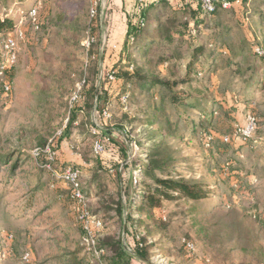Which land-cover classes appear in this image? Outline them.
I'll list each match as a JSON object with an SVG mask.
<instances>
[{
	"label": "rangeland",
	"instance_id": "rangeland-1",
	"mask_svg": "<svg viewBox=\"0 0 264 264\" xmlns=\"http://www.w3.org/2000/svg\"><path fill=\"white\" fill-rule=\"evenodd\" d=\"M117 1L109 0V8L93 18L89 0H0V18L16 26L0 40L16 41L19 30L25 35L16 41L15 63L0 75V264H23L25 254L35 264H55L49 230H63L72 243L82 235L84 241L71 187L61 179L70 168L80 173L86 211L91 214L89 205L100 211L92 215L101 222L103 237L115 236L131 253L144 239L148 264H264V90L250 86L260 85L264 69L252 75L255 59L249 55L250 49L264 51V0H240L214 18L200 12L198 28L192 15L191 24L182 27L185 15L165 5L171 0H161L146 21L144 38L151 41L142 48L140 41L111 47L119 34L118 10L125 12L123 0ZM34 6L38 30L29 18ZM215 22L219 28L210 29ZM161 28L170 30L173 41ZM223 32L234 50L245 41L241 60L230 57ZM195 47L202 51L186 76ZM3 56L0 52V65ZM116 64L134 74L127 78L119 70L113 81L106 80ZM84 79L103 85L94 110L76 116L72 109L80 105ZM159 79L178 84L163 89ZM125 94H131L127 106ZM176 97L181 104L172 103ZM210 112L212 123L205 120ZM250 115L257 122L243 140L236 131ZM96 141L104 147L100 155L93 150ZM95 162L104 167L102 202L89 189ZM163 173L200 184L204 196L164 201L137 215L144 185ZM132 195L136 222L123 233L118 205ZM99 236L100 230L95 245ZM84 247L82 254L90 256ZM132 264L146 263L133 259Z\"/></svg>",
	"mask_w": 264,
	"mask_h": 264
},
{
	"label": "trees",
	"instance_id": "trees-1",
	"mask_svg": "<svg viewBox=\"0 0 264 264\" xmlns=\"http://www.w3.org/2000/svg\"><path fill=\"white\" fill-rule=\"evenodd\" d=\"M161 2L163 1L159 0V1H155L154 3L145 2L141 4L135 2V6L133 7L132 11L126 15V34H125V39H124L122 48L126 47L127 45L133 46L137 44L138 41H140V46H141L139 48H142L143 44L149 43L151 41L150 39L144 38L145 27L147 24L146 21L149 18V15H151L150 13L151 10H155L157 6H160L159 4ZM246 2L247 0H245V4ZM172 4L175 5L176 8L170 7L172 6ZM165 5L169 6L173 11L181 12L182 14L185 15L183 19L184 23L182 24V27L184 28H187L188 25L191 24L189 23L190 15L193 16V20H194V23L192 24H194L195 27L198 28L199 19L197 17L200 12H202L203 17H212V18L224 12L223 10L217 8L214 12L207 13L202 10L201 5L198 0H171V2L165 3ZM28 12L29 11H27V13ZM39 19L40 18L38 16L37 22L39 25L37 24L36 30L41 28ZM220 25L221 23L215 22L213 25L210 24L209 28L210 29H212L213 27L219 28ZM31 26L32 28L34 27L33 24ZM14 27L16 26L14 22L11 21V19L0 18V35L6 34L8 31L13 29ZM204 27L206 29L205 25ZM161 30L167 33V34L165 33L166 34L165 38H167L168 40L172 39L171 41H173V37L169 36L170 30L165 31L162 28ZM181 32L182 31H177L178 33L177 35L179 36ZM165 34L162 36L164 37ZM229 38L230 37L229 36L227 37L226 35H224V32H223L220 39L224 43L223 45L227 49V52L230 53V57L236 58L237 60H241L240 58H242V56H244L245 52L247 51L245 41L239 40L236 43L237 47L234 50L233 47H231L226 42L227 40H229ZM212 44H215V43H212ZM257 50H260V49L259 48L250 49V54H249L255 59V63L253 67L250 69V71L252 75H256V76L259 74L260 71L264 69V67H262L260 64L261 62L264 61V51H261L262 50L261 49L260 50L261 53H259L257 52ZM201 51H202L201 47L194 48L192 57L190 58V61L187 65L188 70L186 71V76H188V73L190 72V67L192 63L194 62L197 54ZM258 61L260 62L259 64L257 63ZM118 64H116L117 67L113 68L114 70L111 71V73H113L115 77L118 76L119 70L121 71L125 70L124 72L127 78L130 77L131 74L132 75L134 74L133 69H130L128 67L126 69H121V68H118ZM108 76L109 74L107 75L106 80H109ZM127 78L123 81L125 85H128L127 82L125 83L126 80L128 81ZM177 84L178 83L175 81L168 82V81L159 79V85L163 87V89H170L171 87H175ZM102 85L103 83H100L99 88H98L95 85H92V84L89 85L88 80L84 79V82L82 85V91H81L82 93L81 101L79 102L80 105H78V103L77 104L75 103L73 105L74 109H72V113H74L77 116V114L79 113L89 114V112H91L92 109L94 110L95 108L94 103L96 99L97 101L99 99V93H100V90L102 89ZM250 86L251 87L255 86L254 88L258 87L260 91H263L264 90V79L260 80V85L258 84L256 86L254 83H251ZM127 87L129 88V86ZM129 96H131V94H125L124 96L125 98L124 105L126 106L130 104ZM179 100L181 99H178L176 97L172 101V103L181 104ZM74 114L71 116L69 120V125H68L69 128H71L74 124V121H76ZM226 114H228V112H226ZM205 115H206L205 120L208 118L209 120L208 123L210 122L212 123L213 113L210 112L209 114H205ZM102 133L105 134L107 132L103 130ZM259 138H261V136H259ZM252 139L253 137H251L249 141H251ZM162 155H165V152H163ZM79 156L84 158L83 159L84 163L89 161V159L86 157L84 153H81ZM30 158L33 160L32 156H30ZM96 164H98V167L95 168ZM15 167H16V163L11 168V170L13 171ZM91 167L94 169H89V171H91V174H92V181L90 182L91 185L89 189L96 192L94 194V198H98L101 201V198L107 193L106 185L104 184V177H101V175H99L100 172H104V167L103 166L100 167L99 162L93 163ZM42 168L45 169L44 165ZM151 169H152L151 167L150 168L147 167L145 171L146 174H149L151 172ZM161 169H163V167L161 168V166H159V170ZM81 171H86V169L84 168ZM162 175H164L163 178L157 177L156 175L151 176L152 184L147 183L144 185L145 191L142 192V194L138 197V200H137V202L139 204H142L143 207L138 209L139 211L136 213L137 215L141 214L143 211H149V210L161 207L162 202L164 201H173L180 197H184L192 201H197L204 196V192L200 184L191 183L185 180L182 176L172 177L171 173H163ZM82 192L84 195H86L84 191ZM133 195L128 196L125 203L120 201L118 205L119 210L117 211L120 212L119 214L121 217V228L120 229L123 231V233L128 232L127 224H129V222H132L133 224L134 222H136V221H133L134 211L132 210L134 206H132L131 204V198L133 197ZM89 196L90 195H86V197H89ZM30 201H33V200L31 199ZM88 209L91 212V215L97 212H100L99 209L98 210L92 209L90 205L88 206ZM106 213L109 214L108 212ZM124 213L126 214L124 215ZM103 224L105 225L104 226L105 228L106 224L105 223ZM63 232L64 231L61 229H54V230L47 231L45 234V235L48 234L47 240L52 241L51 242L52 246L55 248L57 252L56 255L52 258L55 261V264H132L133 259L138 260L140 263L148 264V261L150 260L149 248L146 246L145 244L146 241L144 239H141L140 241H136V244L134 245V249L132 250V253H131V251L126 249V247L122 244V241L117 240L115 236L106 235L103 237L105 230L102 231V229H100L102 237L99 236L101 238L97 240L95 248L98 251H102V253L100 254L99 258H96L92 252L90 253V256L88 254H82V251L85 249L84 242H83V235L80 237L79 240H74L72 243V240H69L68 234L67 233L65 234ZM61 237H63V240L61 239ZM68 243H70V245L73 248H71Z\"/></svg>",
	"mask_w": 264,
	"mask_h": 264
},
{
	"label": "built area",
	"instance_id": "built-area-1",
	"mask_svg": "<svg viewBox=\"0 0 264 264\" xmlns=\"http://www.w3.org/2000/svg\"><path fill=\"white\" fill-rule=\"evenodd\" d=\"M135 2L141 4L145 3V0H134ZM201 8L203 11L207 13L214 12L217 8L227 11L233 7L234 4H237L240 0H198ZM90 2V16L95 17L97 16L103 7V0H89ZM37 6H34L30 9L29 12V18L31 19V22L35 28H37ZM24 33L22 31H16V41L24 39ZM16 41L12 36H7L6 39L0 40V52L3 53V62L0 65V75H2L6 70L12 67V65L15 63L16 60ZM257 52L261 53L260 50H257ZM114 75L111 73L108 76L109 81L114 80ZM4 93H8L10 91V85L8 83H4L3 86ZM246 126L243 129H237L236 133L241 137V139L246 140L251 136V133L254 129V124L256 122L255 117L248 116L246 120ZM225 141H228L225 139ZM94 153L96 155H100L104 147L99 142L96 141L93 147ZM79 171L77 169H67L63 174L61 175V179H64V181L70 185L71 191H72V197L75 200L77 204L78 211V219L82 221L84 224L85 229V236L84 244H86L90 251L95 255L96 258L100 257V254L102 251H98L95 248V235L96 232L99 231L102 228L101 222L93 215L89 214L86 211V204H85V197L81 193L80 189V182H79ZM187 248L189 250L192 249L191 245H187ZM22 263L23 264H35L29 254H25L22 257Z\"/></svg>",
	"mask_w": 264,
	"mask_h": 264
},
{
	"label": "crops",
	"instance_id": "crops-1",
	"mask_svg": "<svg viewBox=\"0 0 264 264\" xmlns=\"http://www.w3.org/2000/svg\"><path fill=\"white\" fill-rule=\"evenodd\" d=\"M110 1H113L116 3L118 2L117 0H110ZM120 2L121 3L124 2V5H125V12L124 13L125 14L122 13V11L118 10L121 16L118 17L119 19L115 21V25L117 26L116 30H117V32H119V34L117 35V37H115L113 39V43H111L113 45L111 47H118V45L123 46L125 34H126V15L129 14L132 11L133 7L135 6L134 0H123ZM102 8H109V0H103V7ZM114 42H117V44H115ZM16 242H18V240ZM22 257H21V262H22Z\"/></svg>",
	"mask_w": 264,
	"mask_h": 264
}]
</instances>
